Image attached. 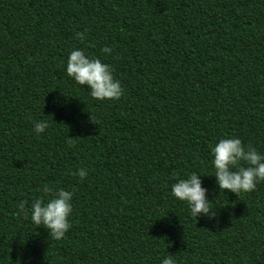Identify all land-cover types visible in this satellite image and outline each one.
I'll list each match as a JSON object with an SVG mask.
<instances>
[{"label": "trees", "instance_id": "16d2710c", "mask_svg": "<svg viewBox=\"0 0 264 264\" xmlns=\"http://www.w3.org/2000/svg\"><path fill=\"white\" fill-rule=\"evenodd\" d=\"M73 48L112 67L119 99L67 76ZM222 136L264 153V0H0V264H264V181L215 187ZM190 172L211 219L170 194ZM42 184L73 193L60 240L16 207Z\"/></svg>", "mask_w": 264, "mask_h": 264}, {"label": "clouds", "instance_id": "9594fccd", "mask_svg": "<svg viewBox=\"0 0 264 264\" xmlns=\"http://www.w3.org/2000/svg\"><path fill=\"white\" fill-rule=\"evenodd\" d=\"M78 39L84 33L76 32ZM112 49L103 46L101 52L111 53ZM65 72L76 84L87 87L88 95L96 100H116L122 95L121 83L113 76L112 67L97 57L86 55L83 49L73 48L65 62ZM55 103L56 100L54 99ZM47 120L34 122L32 131L39 135L48 127ZM210 164L215 177V187L221 192L228 190L239 194L255 189L260 181H264V153L251 145H246L236 136H222L214 145H210ZM83 180L88 172L85 168H77L73 173ZM197 172H190L177 178L170 186V194L185 203L189 215L204 216L211 219L215 216L214 208L210 207L208 196L211 189L202 186ZM39 191L42 195L34 198L28 208L25 201L20 200L16 207L36 227L47 230L48 237L60 240L70 228L69 216L72 212V191L64 188L53 190L48 184H42ZM24 264H31V258ZM160 264H175L171 255H166Z\"/></svg>", "mask_w": 264, "mask_h": 264}]
</instances>
